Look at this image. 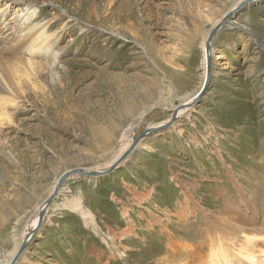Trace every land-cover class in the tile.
<instances>
[{"label": "rangeland", "instance_id": "374dc122", "mask_svg": "<svg viewBox=\"0 0 264 264\" xmlns=\"http://www.w3.org/2000/svg\"><path fill=\"white\" fill-rule=\"evenodd\" d=\"M241 1L0 0V99H14L0 107V264L65 172L105 171L195 98L208 34ZM44 26L49 51L26 49ZM212 49L202 99L109 175L66 179L11 264H208L229 203L251 223L258 211L236 253L264 264V0ZM241 254L231 264H252Z\"/></svg>", "mask_w": 264, "mask_h": 264}, {"label": "bare ground", "instance_id": "6f19581e", "mask_svg": "<svg viewBox=\"0 0 264 264\" xmlns=\"http://www.w3.org/2000/svg\"><path fill=\"white\" fill-rule=\"evenodd\" d=\"M242 2V1H241ZM240 2V3H241ZM239 3V4H240ZM117 9V8H116ZM119 9V8H118ZM120 11V10H119ZM117 12V11H116ZM33 13V12H32ZM31 13V14H32ZM35 13V12H34ZM33 13V14H34ZM31 16V15H30ZM120 17V16H119ZM119 20V19H118ZM47 29L44 28L42 29V31H40V33L34 37L33 40L30 39V43L28 44V46L26 47V49H30V51L32 52L35 48H33V46L38 44V41L41 42V44L43 43V47L47 52L48 47H49V42L47 43V41H49V37L47 34ZM29 42V40L27 41ZM40 49V48H39ZM43 49V50H44ZM37 50V49H36ZM44 50V51H45ZM20 51V50H19ZM203 51H204V59H203V70L205 73V76L207 75V65H208V55L206 52V43H204L203 45ZM51 53V52H50ZM48 54V53H47ZM218 56V55H217ZM224 54L220 53L219 57L217 58V60H215L216 63H218L220 60H222L224 58ZM31 63V62H30ZM30 65V64H28ZM31 66V65H30ZM29 71V70H28ZM6 79V78H5ZM8 81V80H7ZM205 82V81H204ZM5 81L3 82L2 80H0V92H2L4 90L5 93H9V91L11 90H6V86L4 85ZM6 84V83H5ZM204 84V83H203ZM10 85V84H8ZM8 88V87H7ZM9 89V88H8ZM6 90V91H5ZM12 91V90H11ZM2 96V95H0ZM197 96V95H196ZM195 96V97H196ZM14 99L10 98V99H6L5 101L3 99H0V107L3 106V104H5L4 102H6L7 105H10L12 103H14L13 101ZM194 97L191 99V101L187 102L188 103H193L194 101ZM5 107V105H4ZM178 108V107H177ZM175 108V110L177 109ZM174 110V111H175ZM173 111V113H174ZM186 111V109H180V111L178 112V115H180L179 117H181V115ZM172 113V115H173ZM172 115L171 117H169L168 119H166L165 122L159 124V125H155V127H162L163 125L169 124V122H171L172 119ZM3 116V114L1 115V111H0V117ZM8 116V115H7ZM6 116V117H7ZM10 119V117L8 116V120ZM2 122V121H1ZM175 123V122H174ZM173 123V124H174ZM154 128V127H151ZM132 147V146H131ZM130 147V148H131ZM129 148V146L127 147ZM126 148V149H127ZM129 150V149H128ZM127 150V151H128ZM127 151L125 152V154L127 153ZM125 154H122L120 157H118L111 165H113L119 158H121L122 156H124ZM110 165V166H111ZM100 172V171H99ZM55 190V189H54ZM54 192V191H53ZM59 193V192H58ZM240 196L243 198L242 193H239ZM252 204L248 203V206L251 209H254V206H251ZM45 206V204L43 203L40 207V210L38 211V213L35 215V217L33 219H31L32 221L30 222V226H29V230L27 231V233L24 235L23 239H22V243L25 242L26 238H32L35 234L34 231H37V227L38 224L40 223L39 219H40V212L42 211V208ZM226 207V210L223 211V213L225 214L224 218L222 216V218L224 219H229V223L231 224L233 222V225L226 229L222 226V221H221V216H218L217 220L212 224V226H215L214 228H219V232L217 231V233L211 234L209 235V241L210 244L208 246L209 250V259L210 262L208 264H231L234 263L233 261V256L236 258L235 261H238L237 255L241 254L236 253V250H240V249H244L247 250V246L250 245V241L252 238H254V236L251 234V232L254 231V227L256 226V222H257V216H258V211L255 209V214H254V218L253 220L255 221V223H251V220L247 219L245 216H243L242 211L240 210L239 205H237L236 203L232 204L229 203ZM47 210V209H46ZM76 210V209H75ZM78 211H82L80 207L77 208ZM259 210V209H258ZM77 212V211H76ZM206 213V212H205ZM264 214V211H263ZM84 217L89 218V221H91L92 223L94 222V220L91 217L86 216V212H83ZM227 215V216H226ZM234 215V216H233ZM234 217V218H233ZM263 221H264V216H262ZM233 219V220H232ZM232 220V221H231ZM263 223V222H262ZM219 225V226H216ZM263 225V224H262ZM227 226V225H226ZM214 231V230H213ZM258 231V230H257ZM126 234H128V232H126L125 234H123V237L120 239H123L124 236H126ZM217 235V236H216ZM212 241V242H211ZM113 244V243H112ZM20 245V247H21ZM199 247V246H198ZM198 249V248H197ZM235 252V253H234ZM250 252V251H249ZM17 252H13L10 260L8 261H4L3 264H11L13 259L15 258V254ZM244 257H246L247 260L251 261L252 264L254 263L253 259L250 258L252 257V255H246L245 254H241ZM198 257V256H197ZM205 260V259H204ZM209 261V260H208ZM207 261V262H208ZM162 262V261H161ZM243 262V261H242ZM204 263V262H203ZM248 263V262H247ZM207 264V263H206ZM243 264H245V262H243Z\"/></svg>", "mask_w": 264, "mask_h": 264}, {"label": "water", "instance_id": "95a60500", "mask_svg": "<svg viewBox=\"0 0 264 264\" xmlns=\"http://www.w3.org/2000/svg\"><path fill=\"white\" fill-rule=\"evenodd\" d=\"M257 1L258 0H243L240 4H238L233 9H231L229 12H227L223 16V18L209 32L208 37H207V41H206V52L208 55L207 76H206V79H205V82H204L202 88L198 92L197 96L194 98L195 100L193 101V103H188V104L183 103L180 106H177L178 108L174 111V113L172 115L171 122H169V124L163 125L162 127L147 128L139 136V138H137L135 140V142L133 143V146L127 151V153L124 156H122L121 158H119L113 165H111L105 171L99 172L97 170H89V169H84V168H74V169H71V170L65 172L60 177V179L58 180L54 192L44 202L45 206L42 208V211L40 212V216H39L40 217V219H39L40 223L38 224L37 229L41 227V225L45 219L46 209L49 208V206L51 205L54 198L57 196L61 186L63 185V183L66 179H68L69 177L74 176V175H77V176L82 175V176L96 177V178L109 175L115 169H117L121 163H123V161L131 153V151L135 148V146L139 143V141H141L143 138L154 133L157 130L167 129V128L171 127L173 125V123L177 119H179L180 115H178V112L180 111V109H186V110L191 109L194 105H196L202 99V97L204 96V94L207 92V90L209 88L210 81H211L213 73H214V56L215 55L212 54V50H213L212 44H213V41H214L216 35L224 28V26L229 25L231 18H233L235 15L240 13L243 9L247 8L248 6H250L251 4H253ZM37 232H38V230H37ZM37 232L34 231V234H36ZM31 239L26 238L25 242H23L19 251L17 252L16 258L20 257L23 254V252L26 250V248L28 246V243L31 241ZM16 258H14L13 260L15 261Z\"/></svg>", "mask_w": 264, "mask_h": 264}]
</instances>
